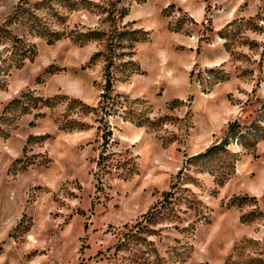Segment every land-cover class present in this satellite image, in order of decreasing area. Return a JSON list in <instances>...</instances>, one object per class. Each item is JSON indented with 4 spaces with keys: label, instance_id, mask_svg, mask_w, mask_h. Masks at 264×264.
<instances>
[{
    "label": "rangeland",
    "instance_id": "obj_1",
    "mask_svg": "<svg viewBox=\"0 0 264 264\" xmlns=\"http://www.w3.org/2000/svg\"><path fill=\"white\" fill-rule=\"evenodd\" d=\"M20 1L0 0V26ZM90 1L62 8L66 22L54 27L98 29L103 39L49 43L10 26L38 52L0 90V117L22 101L0 132V264H264V138L231 140L222 181L211 170L220 157L188 160L232 122L264 113V0ZM235 19L241 28L226 45L220 33ZM114 24L147 34L115 49L113 91L103 94ZM130 50L139 70L126 76ZM256 122L261 133L264 119ZM170 192L157 230L116 250L125 225L143 229Z\"/></svg>",
    "mask_w": 264,
    "mask_h": 264
},
{
    "label": "trees",
    "instance_id": "obj_2",
    "mask_svg": "<svg viewBox=\"0 0 264 264\" xmlns=\"http://www.w3.org/2000/svg\"><path fill=\"white\" fill-rule=\"evenodd\" d=\"M91 4L93 3L90 0H40L32 4L28 1L21 0L19 4L14 8L5 24L0 26V47L4 46L3 49H0V90L4 89L7 85V76L11 73V70L13 68H19L23 66L26 60L34 59L38 52L36 42L30 41V39L26 36H20L13 33L12 29H10L11 25L22 26L26 28L27 33L32 37L44 38L49 43H53L59 39L66 37L71 38L74 42L80 44L93 39H103L105 38L106 34L105 32L98 29H88L87 31H84L79 28L67 30L54 27L55 24H65L66 22L67 16L63 13L62 8L68 7L69 10H76L82 7L89 8ZM124 14L125 13L123 12L121 16L124 17ZM239 20L241 19H235L229 22L227 25H229L231 28L220 33L223 38L227 39L225 41L226 45L229 44L228 39H234L239 32V29L241 28V23H237ZM113 28L114 29L112 30L108 38L106 37L107 49L109 50L107 59L109 60V62L105 70V91L103 94H105L107 91H113L114 75L111 65L113 66L112 60L115 55V49L117 47H129L132 45L133 41L144 38L140 34H147V31H142L140 29H134L132 31L123 29L120 30V27H118L116 24H114ZM246 28L258 31L262 30L258 23L251 20L246 21ZM178 29L179 27H175L174 30ZM127 52V54L130 55L131 58L135 53L132 50ZM103 54L104 53L102 51H99L95 56H103ZM122 64H129V67H125L124 69L128 71L126 73V76H129L131 75V73L139 70V66L133 58L128 61H123ZM130 66L132 67L130 68ZM211 71H216L219 74L223 72L220 69H211ZM35 98L42 101L43 104L47 105H51L56 102V98L44 99L40 96H36ZM19 104H22L21 99L15 98L8 106L4 108V113L0 117V132H4L2 126L7 122V119H9V116L5 115L6 112H10L15 107H18ZM112 104L115 103L112 102ZM262 110H264V104L261 107V111ZM263 119L264 113H261L259 115V118L255 119L254 122L247 126H242L237 121L232 122L226 131L225 137L219 143L212 145L202 153L191 156L188 160L197 162L198 160L203 159L204 163L206 164L210 159L220 157V163L213 167V169L211 170L217 172V175H219V180L222 181L223 177L227 174L229 167L233 163L231 156L229 155L228 148L231 140H236L237 142L242 143V145H244L245 147H248L256 143V140L259 136H261V138H264V131H261V133L256 131L257 127L259 126V124H256V120L262 121ZM111 135L112 131L109 128L106 132L104 131L103 133L104 140L102 144L105 148L99 155V160L97 162L99 166L109 164V160L107 162L104 159L107 157L106 151L108 147L112 144ZM172 197V193L170 192L167 198L165 197L167 201L164 199L165 201L163 200V203H161L160 207L151 208L143 215L145 222L142 227L143 229H140V227H138V229L135 230V225L126 224V229L121 232V238L116 245V250L129 249L131 248L130 245H132L133 243L138 244L140 242L142 233L155 232L157 229H154L153 227H151V225L158 223L159 220H161L167 214H164V210L169 207L168 204L172 203V201L174 200V197ZM246 218L248 217L243 216V219Z\"/></svg>",
    "mask_w": 264,
    "mask_h": 264
}]
</instances>
